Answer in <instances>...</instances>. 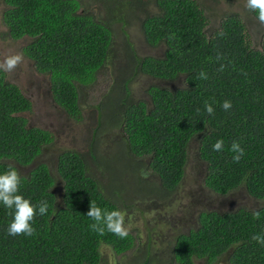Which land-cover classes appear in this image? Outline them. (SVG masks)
<instances>
[{"label":"trees","instance_id":"16d2710c","mask_svg":"<svg viewBox=\"0 0 264 264\" xmlns=\"http://www.w3.org/2000/svg\"><path fill=\"white\" fill-rule=\"evenodd\" d=\"M0 4L1 37L26 39L21 54L47 79L53 106L77 123L84 120L79 94L97 81L96 75L117 53L113 46L118 23L132 76L143 73L183 82L179 88L149 86L147 105L125 101L121 91L128 93L131 77L121 76L117 80L124 78L120 84L124 83L116 101H105L117 93L111 88L95 105L97 124L90 127L85 149H60L52 173L38 158L54 147L53 132L31 123V100L0 70V171L14 166L23 178L21 192L34 203H49V213L34 218L33 236L8 235L12 217L0 206V264H104L103 246L121 255L136 249L137 264H195L196 259L211 264L226 254L225 264H264V246L251 239L264 232V203L255 209L201 210L197 227L175 234L159 254L151 249L160 242L152 237L153 226L141 247L131 232L121 239L107 230L103 235L93 231L94 221L86 215L92 203L128 210L120 200L124 177L134 174L141 179L138 172L145 173L146 167L159 181L152 187L147 180L138 193L146 195L138 199L175 192L194 138L199 142L198 156L207 164L203 182L208 189L225 194L242 187L264 201V30L258 41L244 17L234 11L211 30L209 7L199 0H153L155 14L145 12L148 0H0ZM248 12L264 27L257 12ZM140 13L145 41L163 46L159 57L137 56L129 40L124 25ZM201 72L207 79L200 77ZM226 99L232 101L229 111L222 108ZM205 104L213 105V115H208ZM106 107L113 108L107 117L120 136L125 158L113 176L98 167L100 155L105 157L98 148L104 140L101 110ZM220 138L224 151L215 152L212 145ZM233 141L244 151L236 165L231 163ZM110 178L117 183L115 189ZM257 211L259 218L253 215Z\"/></svg>","mask_w":264,"mask_h":264},{"label":"rangeland","instance_id":"374dc122","mask_svg":"<svg viewBox=\"0 0 264 264\" xmlns=\"http://www.w3.org/2000/svg\"><path fill=\"white\" fill-rule=\"evenodd\" d=\"M207 7H209V20L211 21L210 29L218 28L221 20L230 12H238L247 21V28L251 29V33L258 41L261 40V33L264 27L259 25L257 20L249 14V10L246 9V0H237L232 3L225 0H199ZM149 6H146L145 12L155 14L157 12L156 7L153 4V0H148ZM94 5L91 4V8L94 9ZM3 5L0 4V32L4 31L2 25L1 14ZM99 14L101 13L98 8ZM97 10V11H98ZM144 14V13H143ZM140 13L135 16L124 28L127 30L129 40L134 46L136 55L139 57L162 55L163 46H153L148 44L143 36L141 29V19L144 15ZM103 16V15H102ZM116 37L113 48L115 49V57H112L107 61L105 69L101 70L96 75L97 81L93 84L87 85L85 89L79 94V105L82 108L83 121L75 122L70 118L61 108L57 109L53 106L50 93V86L47 83L45 76L38 74L30 61L23 56L21 63L12 71H5L6 78L12 83H15L22 92L31 100L33 114H30L31 123L42 126V128L49 129L55 136L54 147L38 158L39 161H43L48 164L50 171L53 173L54 164L56 162L55 153L58 154L62 148H74L84 150L87 142L86 139L90 134V127H93L96 123V111L95 105L104 97L111 88L116 89L117 93L111 96L105 97V101H116L119 95V86L121 80L119 79L124 74L125 77H131L127 83L128 93L125 94L121 91L129 102L143 101L147 105H150L151 99L148 95L147 89L151 85L162 86L167 88H179L183 85L182 79L167 80L154 78L152 76L138 73V75L132 76L130 74L131 69L128 63L129 58L126 53L125 38L120 32L122 28L121 23L117 24ZM0 33V63L11 55L20 53L21 48L26 44V39L12 41L1 37ZM126 91V90H125ZM106 103H111L107 101ZM113 108H103L101 110L103 114V128L105 132H102L104 140L101 142L98 151L103 153L105 157H99L98 167L105 170L110 176H113L115 170L120 167L125 158L123 147H120L118 142L120 136L113 129L111 120L107 117V113ZM113 129V130H112ZM111 130V131H110ZM117 144H115V142ZM55 150V152L53 151ZM199 142L197 139H192L189 144L188 162L185 168L184 177L175 192L169 196H163L159 199L155 196H150L143 201L138 199L140 195L139 190L143 188L147 180L153 179L155 184H158V179L154 178L151 173L145 175L143 172H138V175L142 177L138 179L134 174L129 177H124V188L122 190L121 201L129 206V209H125L126 226L129 227L132 234L138 236V245L143 247L145 244V237L148 228L155 229L153 238L160 240V242L152 244V253L159 254L165 250L166 242L168 239L175 236V234L181 232L185 233L189 228L197 227V214L202 211H232L238 207H247L249 209H255L262 205L264 201L251 197L244 188H237L225 194H217L208 189L203 182L206 173V162L201 160L198 156ZM145 161V160H144ZM90 164L93 167V162ZM143 171H146L143 168ZM146 178V179H143ZM107 182L109 180L107 179ZM109 185L112 189H115L117 183L110 178ZM141 193V192H140ZM116 199V198H115ZM140 210V211H139ZM170 236L169 238H167ZM167 238V239H165ZM104 257V264H137L139 256H137L136 249L126 252L124 255L121 253H113V251L105 246L101 249ZM227 254L224 255L218 262L211 264H225ZM195 264H205L204 260L196 259Z\"/></svg>","mask_w":264,"mask_h":264},{"label":"clouds","instance_id":"9594fccd","mask_svg":"<svg viewBox=\"0 0 264 264\" xmlns=\"http://www.w3.org/2000/svg\"><path fill=\"white\" fill-rule=\"evenodd\" d=\"M246 9L257 12L258 19L264 23V0H246ZM23 60V55L20 53L8 56L3 63H0V70L12 71ZM200 77L207 79V75L201 72ZM231 100H224L222 108L229 111L232 108ZM205 110L209 116L213 115L215 109L212 104H205ZM225 142L222 138L217 139L212 145V150L215 152H223ZM232 155L231 163L239 164L244 156V151L239 143L233 141L230 145ZM23 178L18 170L9 165V167L0 171V206L9 210L11 220L7 225V233L10 236L25 235L33 236L36 232L33 226L34 218L45 216L49 213V203L47 200H41L38 203L26 197L21 192V184ZM94 222L90 225L93 231L103 235L105 231L111 232L121 239L129 235V227L126 226L125 213L120 208L106 209L101 208L95 203L90 204L89 210L86 214ZM253 215L259 218L260 213L254 212ZM257 244L264 246V232L256 233L251 237Z\"/></svg>","mask_w":264,"mask_h":264},{"label":"flooded vegetation","instance_id":"af4514ba","mask_svg":"<svg viewBox=\"0 0 264 264\" xmlns=\"http://www.w3.org/2000/svg\"><path fill=\"white\" fill-rule=\"evenodd\" d=\"M145 170H146V171H144V172H145V173H144L145 175H148L149 173L152 174V172H151L152 170L148 169L147 167L145 168ZM148 172H149V173H148ZM147 173H148V174H147ZM152 176H153L154 178H157L158 181H159V178H158V177H156V176L153 175V174H152ZM141 178H142V177H141ZM143 179H146V178H143ZM181 181H182V180H181ZM149 182L152 183V185L155 184V182L153 181V179H151ZM180 183H181V182H180ZM180 183H179V185H180ZM148 234H149V229H147L146 237H147ZM134 236H135V238H136V240H137V239H138V236H137L136 234H135ZM146 237H145V238H146ZM152 237H153V235H152ZM137 241H138V240H137ZM144 241H145V240H144ZM103 247H105V246H103ZM103 247H102V248H103ZM102 248H101V249H102ZM110 249H111V248H110ZM101 252H102V251H101Z\"/></svg>","mask_w":264,"mask_h":264}]
</instances>
